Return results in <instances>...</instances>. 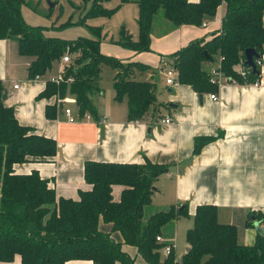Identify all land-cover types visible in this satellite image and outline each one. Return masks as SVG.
<instances>
[{
  "label": "trees",
  "instance_id": "obj_1",
  "mask_svg": "<svg viewBox=\"0 0 264 264\" xmlns=\"http://www.w3.org/2000/svg\"><path fill=\"white\" fill-rule=\"evenodd\" d=\"M92 0L88 18L113 16L117 8L105 9L102 2ZM129 0H121V4ZM24 0H0V40L17 43L21 56L32 58L28 76H44L55 64L61 63L68 50L70 63L64 69L65 77H72L68 86L59 88L47 84L42 96L58 92L75 98L79 113L96 116L91 95L99 92L103 65L119 72L113 79L115 100H127L128 119L140 120L155 103L154 90L149 82L130 79L132 67L106 56L100 50L101 30L91 28L97 39L80 37L74 41L44 36L43 28L30 26L21 15ZM138 39L133 41L121 32L119 44L135 52L149 50L151 25L160 11L176 26H200L212 19L218 8L225 5V15L219 32L209 40H199L172 55L171 68L180 84L190 86L197 93H212L216 87L209 83V75L202 69L204 62L222 57L221 71L238 84H254L260 78V66L254 59L257 73L245 65L244 51L253 49L264 54V0H138ZM204 52L206 54H204ZM242 65L245 76L235 72ZM0 81V264L12 262L19 256L20 264H65L73 260H88L92 264H136L123 250L132 247L146 264H264V233L257 234L253 246L237 242L233 225L221 224L217 208L211 205L197 207L193 226L186 233L188 252L175 262L171 250L161 260L163 244L156 242L161 229L171 221L187 215L186 207H169L154 213L146 220L144 209L151 203L154 183L168 171L167 166L145 161L144 165L115 164L88 161L84 164V180L91 190L79 193L77 201L57 198L48 181L37 171L17 174L15 165L28 162H47L54 158L57 145L54 140L32 133L20 126L12 108L5 107ZM53 107H48L51 117ZM51 113V114H50ZM210 139L197 138L193 154L200 152ZM124 187L119 202L111 196L112 187ZM111 225L121 235L116 242L109 233L99 229L100 222Z\"/></svg>",
  "mask_w": 264,
  "mask_h": 264
},
{
  "label": "crops",
  "instance_id": "obj_2",
  "mask_svg": "<svg viewBox=\"0 0 264 264\" xmlns=\"http://www.w3.org/2000/svg\"><path fill=\"white\" fill-rule=\"evenodd\" d=\"M137 1L118 5L115 14L130 7L137 25ZM224 15L225 5L222 4L212 19L204 20L205 27L176 26L160 11L152 21L148 51H132L121 46L120 41L100 44L102 54L123 64L137 63L130 71V79L152 84L156 101L140 120L128 119L127 100L116 101L114 89L105 98L101 73L99 92L91 95L95 117L87 112L81 115L76 103L57 105L58 92L42 96L47 87L45 80L67 65L55 64L42 81L33 82L28 76L32 58L19 55L15 41L0 40V81L6 91L5 107L12 108L20 126L54 140L57 145L54 158L15 165V172L37 171L40 178L48 181L57 198L77 201L80 192L91 190L84 180V164L88 161L137 165L149 161L167 166L168 171L154 183L151 203L145 207L149 213L144 214V219L169 207H186V216L161 229L160 237L164 244L171 246L175 262H180L189 250L186 243L184 253L175 255L174 236L178 225L181 219H188L192 221V228L196 209L202 205L215 206L218 222L235 226L237 242L253 246L259 233L255 226L264 230V54L260 56L259 84L241 85L225 77L226 83L215 92L202 94L180 84L177 77L174 86L165 84L164 72L175 59L172 55L194 41L209 40L212 34L219 32ZM262 21L264 24V14ZM125 26L120 34L123 32L136 41L138 25L136 30ZM219 58L204 62L202 69L209 74L218 66ZM234 70L239 74L245 72L240 64ZM118 72L114 69V77ZM14 85L18 87L15 89ZM212 94L217 95V101L211 100ZM65 96L73 97L68 93ZM48 107L54 108L51 117L46 115ZM67 107L71 108L75 123L67 121L64 115ZM85 114L90 119H85ZM166 116L171 118L170 124L161 123ZM197 138L210 141L194 155ZM123 190L120 185L112 187L114 202H119ZM99 229L109 233L116 242H122L121 235L113 232L111 225L101 221ZM123 250L136 264H146L134 248L124 246ZM165 257L161 255V260ZM1 264H20V258L15 256L12 262ZM65 264L92 262L73 260Z\"/></svg>",
  "mask_w": 264,
  "mask_h": 264
},
{
  "label": "rangeland",
  "instance_id": "obj_3",
  "mask_svg": "<svg viewBox=\"0 0 264 264\" xmlns=\"http://www.w3.org/2000/svg\"><path fill=\"white\" fill-rule=\"evenodd\" d=\"M120 2L121 0H107L102 2V7L105 9H113L120 5ZM50 4L55 5L52 7ZM91 6L92 0H24L21 15L23 20L30 26L42 27L44 36L65 41H74L80 37L97 39L91 28H99L101 30V43L108 44L111 40L122 41L120 31L123 25H126L125 28L128 30L132 28L134 30L137 29L136 21L132 18V10L130 7L124 8L122 12L109 18L92 17L82 23L81 20L90 11ZM133 38H136V36ZM69 57L72 59L71 55ZM113 77L114 69L103 65L101 86L104 89L105 98L114 89L112 86ZM105 98L103 97L102 99L105 100ZM148 213L149 209L147 207L144 210V214L148 215ZM191 224L192 221L181 219L178 225V230L174 236L176 257L185 251L186 233L190 229ZM160 253L164 256L162 249Z\"/></svg>",
  "mask_w": 264,
  "mask_h": 264
},
{
  "label": "built area",
  "instance_id": "obj_4",
  "mask_svg": "<svg viewBox=\"0 0 264 264\" xmlns=\"http://www.w3.org/2000/svg\"><path fill=\"white\" fill-rule=\"evenodd\" d=\"M202 26L205 27L206 23L205 22L202 23ZM222 60H223V58L220 57L218 59V62H219L218 66L213 68L210 71V73L208 74L209 75V83L211 85L215 86L216 88H219L220 86H222V85H224L226 83V78H225V76L223 75V73L221 71V64L220 63L222 62ZM69 63H70V58H69V52L67 50L66 55L61 60V64L68 65ZM257 65L258 66L261 65V58L257 59ZM240 75L241 76H245V72H241ZM164 76H165V84L168 87H172V86L175 85L177 74L174 71V69L169 68V69L165 70ZM42 80H43V76H40V75H36L33 78H31V81H33V82H38V81H42ZM72 81H73L72 77L66 78L65 74H64V70H60V72H58L57 75L51 76L49 78H46L45 83L46 84H53L55 87L59 88L63 84L68 86L69 84L72 83ZM259 83L260 82L258 81V82L254 83V84H259ZM17 87H18V85H14L15 89ZM57 97H58L56 99L57 105L63 104V103H66L68 105L69 104L73 105V104L76 103L74 97H71V96H70L71 98H69V96L60 97L59 95ZM210 98L213 101H217L218 100L216 94L210 95ZM64 115H65V117H66V119H67V121L69 123H75L76 122V119L72 115L71 108H68V107L65 108L64 109ZM85 119H90V116L85 114ZM171 122H172V120H171V118L169 116H166L164 119L161 120L162 124H170ZM156 242H158L160 244H163L162 252H163V254L165 256H168V254L170 253V251L172 249L171 246L168 245V244H164L163 240L161 239L160 236L156 237Z\"/></svg>",
  "mask_w": 264,
  "mask_h": 264
},
{
  "label": "water",
  "instance_id": "obj_5",
  "mask_svg": "<svg viewBox=\"0 0 264 264\" xmlns=\"http://www.w3.org/2000/svg\"><path fill=\"white\" fill-rule=\"evenodd\" d=\"M50 5L53 7L55 4H50ZM204 54L206 53L204 52ZM244 58H245V65L251 69L252 73L254 74L257 73L256 66L254 64V59H260L261 57L253 49H247L244 51ZM5 99H6V91H4L2 95V100ZM255 228L260 234L264 233V230L259 228L257 225L255 226Z\"/></svg>",
  "mask_w": 264,
  "mask_h": 264
}]
</instances>
